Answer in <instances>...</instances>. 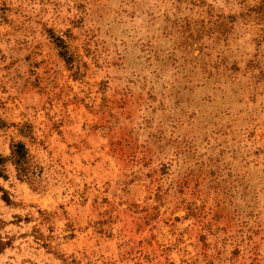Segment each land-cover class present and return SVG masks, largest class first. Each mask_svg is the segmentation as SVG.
<instances>
[{
    "label": "rangeland",
    "instance_id": "1",
    "mask_svg": "<svg viewBox=\"0 0 264 264\" xmlns=\"http://www.w3.org/2000/svg\"><path fill=\"white\" fill-rule=\"evenodd\" d=\"M0 264H264V0H0Z\"/></svg>",
    "mask_w": 264,
    "mask_h": 264
}]
</instances>
